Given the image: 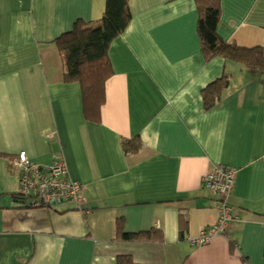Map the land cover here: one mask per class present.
<instances>
[{
    "label": "crops",
    "instance_id": "1",
    "mask_svg": "<svg viewBox=\"0 0 264 264\" xmlns=\"http://www.w3.org/2000/svg\"><path fill=\"white\" fill-rule=\"evenodd\" d=\"M105 0H0V264H264V72L202 58L194 0H129L131 19L108 48L100 121H88L80 85L65 83L54 39ZM218 35L264 47V0H220ZM225 72L224 96L201 90ZM141 149L125 152L122 139ZM62 156L85 202L31 207L9 160ZM214 163L236 167L229 200L239 216L224 235L191 244L217 219L202 185ZM122 218L139 240L115 238ZM155 238V239H154ZM234 254H230V244ZM243 258V259H242Z\"/></svg>",
    "mask_w": 264,
    "mask_h": 264
},
{
    "label": "trees",
    "instance_id": "2",
    "mask_svg": "<svg viewBox=\"0 0 264 264\" xmlns=\"http://www.w3.org/2000/svg\"><path fill=\"white\" fill-rule=\"evenodd\" d=\"M194 3L197 13L196 32L200 52L205 61L220 56L264 72V47L240 46L235 42L225 41L218 35L220 0H194ZM130 19L129 0H105L104 11L99 20L78 19L69 31L53 41L62 59L63 82H77L80 85L83 114L90 122L100 121V110L105 99V82L112 75L108 48L112 40L124 32ZM229 83V74L223 72L218 79L207 84L201 90L203 106L209 108L216 104L224 96ZM122 146L125 152L137 153L141 149V142L139 137L135 136L122 139ZM13 196L24 200L31 207L44 206L31 201L29 197L20 196L19 193ZM228 202L231 205L229 198ZM115 232L117 239L139 240L147 237L153 240L150 232L144 237H141L143 232H125L122 218H117ZM229 252L234 254L232 243ZM116 264H133V261L128 255H120L116 258Z\"/></svg>",
    "mask_w": 264,
    "mask_h": 264
},
{
    "label": "built area",
    "instance_id": "3",
    "mask_svg": "<svg viewBox=\"0 0 264 264\" xmlns=\"http://www.w3.org/2000/svg\"><path fill=\"white\" fill-rule=\"evenodd\" d=\"M9 164L17 172L20 196L29 197L31 201L44 206L62 201H73L80 206L85 202L84 185L70 177L62 156H54L51 163L41 165L31 160L22 149L9 160ZM236 173V167L214 163L202 176V185L218 194L217 219L212 224L200 227L196 236L187 237L191 244L209 243L214 237L224 235L230 224L239 219L228 202Z\"/></svg>",
    "mask_w": 264,
    "mask_h": 264
},
{
    "label": "rangeland",
    "instance_id": "4",
    "mask_svg": "<svg viewBox=\"0 0 264 264\" xmlns=\"http://www.w3.org/2000/svg\"><path fill=\"white\" fill-rule=\"evenodd\" d=\"M233 210V209H232Z\"/></svg>",
    "mask_w": 264,
    "mask_h": 264
}]
</instances>
